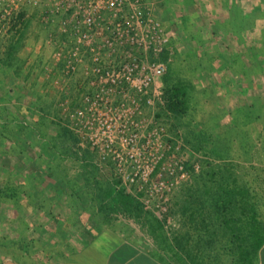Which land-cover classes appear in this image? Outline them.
<instances>
[{"label": "rangeland", "instance_id": "rangeland-1", "mask_svg": "<svg viewBox=\"0 0 264 264\" xmlns=\"http://www.w3.org/2000/svg\"><path fill=\"white\" fill-rule=\"evenodd\" d=\"M145 2L168 68L162 102L136 113L134 148L146 156L135 165L91 141L96 129L75 111L88 78L56 60L54 21L0 32V264H52L103 226L149 233L176 264H249L264 242V0ZM213 20L237 30L212 32Z\"/></svg>", "mask_w": 264, "mask_h": 264}, {"label": "built area", "instance_id": "built-area-1", "mask_svg": "<svg viewBox=\"0 0 264 264\" xmlns=\"http://www.w3.org/2000/svg\"><path fill=\"white\" fill-rule=\"evenodd\" d=\"M24 20H35L42 32L54 21L56 60L85 70L88 85L75 111L84 126L96 129L91 141L107 147L106 154L138 163L146 155L134 148L136 113L142 104L162 102L159 79L168 68L161 57L166 41L163 27L151 16L145 0H0V32L13 31ZM154 134L158 136V131ZM116 143H125L129 151L118 152ZM146 143L151 147L149 139ZM149 154L155 159L162 156ZM152 171L136 170L132 175L143 178ZM157 184L150 190H165L162 181Z\"/></svg>", "mask_w": 264, "mask_h": 264}, {"label": "crops", "instance_id": "crops-1", "mask_svg": "<svg viewBox=\"0 0 264 264\" xmlns=\"http://www.w3.org/2000/svg\"><path fill=\"white\" fill-rule=\"evenodd\" d=\"M204 9L200 8V16L201 13L209 15ZM184 26L189 28L190 24L185 23ZM206 27L218 34L233 33L237 30L235 25H230L228 21L224 23L222 20L208 22ZM229 37L228 40L225 39L226 42L230 41ZM222 44H224L223 41ZM74 240L76 242L73 250L72 248L64 249L62 245L61 251L53 253L55 259L53 258L52 264H176L169 258L167 260L160 258L159 250L154 246V238L149 233H126L103 226L99 232L78 233ZM8 260H5L3 264ZM10 261L21 264L14 260ZM249 264H264V242L259 245Z\"/></svg>", "mask_w": 264, "mask_h": 264}, {"label": "trees", "instance_id": "trees-1", "mask_svg": "<svg viewBox=\"0 0 264 264\" xmlns=\"http://www.w3.org/2000/svg\"><path fill=\"white\" fill-rule=\"evenodd\" d=\"M116 198H118L119 202H122L125 206H136L135 200L129 195H123L122 192L118 193V197Z\"/></svg>", "mask_w": 264, "mask_h": 264}, {"label": "water", "instance_id": "water-1", "mask_svg": "<svg viewBox=\"0 0 264 264\" xmlns=\"http://www.w3.org/2000/svg\"><path fill=\"white\" fill-rule=\"evenodd\" d=\"M4 264H16V263H14L13 261L8 260Z\"/></svg>", "mask_w": 264, "mask_h": 264}]
</instances>
